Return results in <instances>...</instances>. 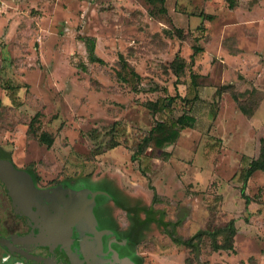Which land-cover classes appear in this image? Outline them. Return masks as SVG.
I'll use <instances>...</instances> for the list:
<instances>
[{"label": "rangeland", "instance_id": "obj_1", "mask_svg": "<svg viewBox=\"0 0 264 264\" xmlns=\"http://www.w3.org/2000/svg\"><path fill=\"white\" fill-rule=\"evenodd\" d=\"M232 91L247 108L257 103L252 115ZM155 102L166 105L152 114ZM183 115L194 117L192 128L137 152L156 122ZM260 158L264 0H235L232 9L228 0H0V160L34 188H58L75 202L106 189L126 206H151L137 215L153 220L123 254L140 264H264V171L243 184ZM11 207L0 180L3 237L27 232ZM113 208L126 232L131 213ZM230 219L231 249L213 250L208 236L195 250L171 239ZM7 258L0 249V264H22Z\"/></svg>", "mask_w": 264, "mask_h": 264}, {"label": "flooded vegetation", "instance_id": "obj_2", "mask_svg": "<svg viewBox=\"0 0 264 264\" xmlns=\"http://www.w3.org/2000/svg\"><path fill=\"white\" fill-rule=\"evenodd\" d=\"M49 190L52 198L41 200L43 208L39 212L33 207V212H38L34 218L13 206L10 199L11 213L24 220L23 224L27 232L23 235L11 232L5 237L0 236L12 244L11 248L0 245V249L6 252L8 258L13 255L32 261V264L44 263L41 260L25 257L20 252L22 250L34 256L52 259L57 264H137V256L129 251L123 254L120 250V248L126 250L128 246L134 245L133 234L130 226H127L126 232L123 233L117 230L113 207H121L114 200L113 192L94 189L92 191V193L96 192L94 196L83 195L75 202L72 200V195L65 196V193L58 188H47L44 192ZM69 226L71 231L67 241L69 249L60 243L50 246L31 241L32 237L38 235L41 239H64L68 235ZM7 227L9 230L13 229L8 224ZM19 262L26 264L23 260Z\"/></svg>", "mask_w": 264, "mask_h": 264}, {"label": "trees", "instance_id": "obj_3", "mask_svg": "<svg viewBox=\"0 0 264 264\" xmlns=\"http://www.w3.org/2000/svg\"><path fill=\"white\" fill-rule=\"evenodd\" d=\"M234 1L235 0H228V8L232 9L233 5H234ZM93 42H91L89 44V55L92 57L93 55ZM199 48L195 47L194 48V53L198 52ZM194 54L191 55V57H193ZM120 58L123 60L122 56L120 55ZM125 61V60H124ZM126 63V62H125ZM135 75H137L134 71H132ZM241 95V94H240ZM238 93L232 91V97L233 99L237 102L238 104V108L239 110L245 115V116H250L252 115L257 103H255L253 105L252 108H247L240 100H239V96ZM174 99V97H169L168 98V102H172ZM166 105V103L160 102V103H154L153 106H155L153 109H151L150 113H154L156 112V110L158 108H163ZM159 106V107H158ZM194 122V117L193 116H189V115H183L181 121L179 123L176 122H172L170 123L168 126H164V124H162V122H156L155 126L152 127V129L143 134L141 142L138 143L137 145V152H142L145 147L149 146V144L154 141L155 144L157 145H162L165 143H172L174 142L179 134V130L183 129V128H192L193 123ZM39 140L42 143H45L47 146H50L52 144V138L51 136L46 133V132H41L39 134ZM114 144L109 145L108 147H113ZM257 170H262L264 171V158H260V159H253L249 162L248 167L244 170L243 173V184L246 182V180L248 179V177ZM110 192V191H109ZM241 195L242 197L245 199V203L247 204L250 200V198L244 193V188L242 187L241 190ZM156 194L154 193L153 195V201L155 200ZM114 200L116 201L117 205H119L121 208H123L125 211H127L128 213H131V225H130V231H132L133 237H132V241L133 244H136L138 241V237L140 234V231L143 227H145V225L152 221L153 218L150 217H146V218H139L137 213L140 210H144L146 212H150L151 211V206H126L125 203H123L122 201L118 200L117 198H115V196H113ZM160 225H162L163 227H165V222L158 220L157 221ZM234 220L230 219L229 222L222 227L219 228H215L212 230H200L198 232H196L195 234H193L190 238L186 239V240H182L176 236L171 235V239L172 241H174L177 244H183L187 247L192 248L193 250L197 249V244L198 241L201 237L203 236H208L210 238L211 241V247L213 250H218V249H231L232 248V236L235 233V228H234ZM223 234V236L225 237V243L224 244H220L218 243V235ZM2 245V244H0ZM6 254V252H4ZM19 260H23L25 261L26 264H32V261L29 260H25L22 257H15L13 255H11L8 258V262H15V261H19ZM137 264H140V259L137 260Z\"/></svg>", "mask_w": 264, "mask_h": 264}, {"label": "water", "instance_id": "obj_4", "mask_svg": "<svg viewBox=\"0 0 264 264\" xmlns=\"http://www.w3.org/2000/svg\"><path fill=\"white\" fill-rule=\"evenodd\" d=\"M0 180L3 182L7 194L9 195L13 206H15L17 209H20L23 211V213L29 217H36V214L43 208L41 206V199H40V193L44 192L41 190H38L34 188L30 177L25 171L19 170L16 167L13 166V164L9 160H0ZM101 192V191H98ZM96 194L92 193L94 196ZM33 207H36L38 210L37 213L33 212ZM90 214V213H89ZM91 216V215H90ZM92 220V218H91ZM70 226H69V232L66 238H46L41 239L39 235L37 237H32L33 242L45 244V245H56L57 243H60L65 248L69 249L68 245V239L70 235ZM0 244L6 245L9 248H11L12 244L9 243L7 240L0 237ZM20 252L27 258H32L36 261H43L45 264H57L54 260L42 257V256H34L31 255L25 251L20 250Z\"/></svg>", "mask_w": 264, "mask_h": 264}]
</instances>
